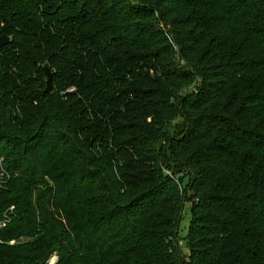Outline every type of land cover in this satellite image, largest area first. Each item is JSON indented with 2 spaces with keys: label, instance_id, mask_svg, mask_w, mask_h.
Instances as JSON below:
<instances>
[{
  "label": "trees",
  "instance_id": "trees-1",
  "mask_svg": "<svg viewBox=\"0 0 264 264\" xmlns=\"http://www.w3.org/2000/svg\"><path fill=\"white\" fill-rule=\"evenodd\" d=\"M143 2L0 0V264H264V0H155L201 80L180 100L192 127L169 144L178 179L146 100L190 73L139 74L165 41ZM44 67L52 92L35 93L25 78Z\"/></svg>",
  "mask_w": 264,
  "mask_h": 264
},
{
  "label": "rangeland",
  "instance_id": "rangeland-1",
  "mask_svg": "<svg viewBox=\"0 0 264 264\" xmlns=\"http://www.w3.org/2000/svg\"><path fill=\"white\" fill-rule=\"evenodd\" d=\"M155 0H145L143 4L145 6H151V17L148 19L150 25L152 28L157 31V33L160 35V39H165V41L161 44H156L154 46V50L158 51L157 49H161L162 52H159L160 54L158 57H151L146 58V62H141V64H136V62H132V64L136 65H149V70H138L139 74H141L143 77L147 79H151L153 81H156V79H160L161 81L165 80L167 81V74L166 71H188L190 73V78L188 80H168L171 81L173 85H170L169 89L165 90L163 87L166 83L162 85H156L151 84V89L157 88L161 91H164L166 94L165 98H161L160 96H151L146 101H150L153 103L154 109L157 110L156 116L160 119L162 122V125H164L163 131L159 130V134L157 136L156 140V150L161 153V155L164 157V159H167L170 162V169L174 171V173L179 174L176 176L178 179L180 176L185 175V171L182 170L181 167L175 166L172 159L169 157V144L170 142L175 139L178 136H181L184 134V132L192 127V119L195 117L193 114H190V118L187 117L186 112L183 110L181 106V99L189 96L190 94L195 93L197 87L200 85V78L198 77V71L196 67V63L198 59L194 57V60H184L177 54V48L174 43V39L176 35H181L180 33L186 32V28H177L174 26V24H170L168 21H164L161 19V13L159 14V11L157 7L154 5ZM188 17L197 19L200 17L199 14L191 13L188 15ZM206 43H204L201 47V50L205 48ZM171 47L172 49H169ZM134 55L138 56H149L147 53H133ZM28 83H31L33 85V88L30 90L37 93L42 90H45L46 88V81L47 77L45 75L41 76H28L25 78ZM52 87V84H51ZM167 102L168 106L171 107V110L165 112L162 108H159L157 106L158 103ZM150 120H147L149 122ZM181 124H183V127H181ZM169 168V167H168ZM183 186L185 187V191L183 193V203H182V214L181 219L178 222L177 226L174 229V243L178 247L180 253L182 255L187 254V247H186V233L188 224L190 221V214H189V207H190V201L192 199V193L189 190V177H185V180L183 181ZM10 245V244H9ZM15 246V244L10 245ZM181 256V255H180ZM182 257V256H181ZM57 257L52 256L48 263L49 264H56ZM184 259L182 258L180 260L179 264H183ZM47 263V264H48ZM72 264V263H68Z\"/></svg>",
  "mask_w": 264,
  "mask_h": 264
},
{
  "label": "water",
  "instance_id": "water-1",
  "mask_svg": "<svg viewBox=\"0 0 264 264\" xmlns=\"http://www.w3.org/2000/svg\"><path fill=\"white\" fill-rule=\"evenodd\" d=\"M8 43H9V39L7 37H5V36L0 37V49L3 48L4 46L8 45ZM43 72L45 73V76L47 77L45 92L51 93L52 92V87H51L52 72L50 71V69L48 67H44ZM181 127H183V124H181Z\"/></svg>",
  "mask_w": 264,
  "mask_h": 264
},
{
  "label": "built area",
  "instance_id": "built-area-1",
  "mask_svg": "<svg viewBox=\"0 0 264 264\" xmlns=\"http://www.w3.org/2000/svg\"><path fill=\"white\" fill-rule=\"evenodd\" d=\"M12 208H9L8 211H11ZM8 212L3 213L2 217L0 218V230L3 229L7 223L9 222ZM49 264V263H48Z\"/></svg>",
  "mask_w": 264,
  "mask_h": 264
}]
</instances>
